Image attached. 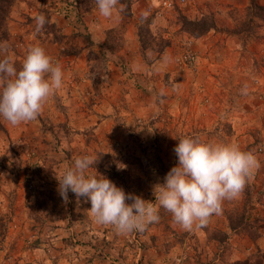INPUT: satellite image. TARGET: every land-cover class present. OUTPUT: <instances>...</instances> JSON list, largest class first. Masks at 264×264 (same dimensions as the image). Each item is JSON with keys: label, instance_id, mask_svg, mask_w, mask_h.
I'll return each instance as SVG.
<instances>
[{"label": "rangeland", "instance_id": "1", "mask_svg": "<svg viewBox=\"0 0 264 264\" xmlns=\"http://www.w3.org/2000/svg\"><path fill=\"white\" fill-rule=\"evenodd\" d=\"M133 1L131 17L123 6L110 19L95 0L15 5L8 23L13 60L23 63L38 45L64 77L37 119L12 126L0 116V264H172L180 256L184 264H264V27L229 33L264 0H187L171 11ZM179 11L190 19L213 14L218 28L193 38L181 30ZM40 13L48 22L37 31ZM150 16L170 45L145 57L138 26ZM109 30L123 38L115 54L104 47ZM190 52L196 60L185 66ZM183 137L236 144L260 164L204 227L184 230L160 208L158 223L120 234L94 221L86 198L60 195L58 180L76 157L90 155L98 162L86 177L104 176L154 202V186L177 165L173 149ZM241 215L253 228L233 231L230 220L237 226Z\"/></svg>", "mask_w": 264, "mask_h": 264}, {"label": "clouds", "instance_id": "2", "mask_svg": "<svg viewBox=\"0 0 264 264\" xmlns=\"http://www.w3.org/2000/svg\"><path fill=\"white\" fill-rule=\"evenodd\" d=\"M95 4L104 18L123 11V5L117 9L120 0H95ZM35 21L37 31L48 22L43 13ZM9 52L8 42H0V116L18 126L38 118L49 97L63 86L64 73L38 45L28 48L19 69ZM178 141L173 149L177 165L154 186V202L125 193L104 176L86 177L98 162L90 155L76 157L74 166L64 172L58 180L60 195L67 200L70 190L77 198H86L94 221L111 225L120 234L144 232L158 223L160 208L184 230L204 227L211 216L221 214L224 200L239 197L260 164L252 152L236 144L204 143L193 137ZM129 200L131 204L126 203Z\"/></svg>", "mask_w": 264, "mask_h": 264}, {"label": "trees", "instance_id": "3", "mask_svg": "<svg viewBox=\"0 0 264 264\" xmlns=\"http://www.w3.org/2000/svg\"><path fill=\"white\" fill-rule=\"evenodd\" d=\"M18 2L19 0H0V42H9L11 40L8 23L13 13V9ZM120 2L125 7L124 16L128 18L131 17L134 13V1L120 0ZM178 19L181 30L193 38L203 37L210 31L216 30L218 28L217 20L213 14L202 15L199 18L190 19L179 11ZM156 21L157 18L155 16H150V18L143 19V21L138 26V39L141 45L142 54L145 57L147 56L146 53L148 51H150L155 56H160L170 45V41L163 38L162 35L153 27L155 26ZM261 27H264V6L254 2L248 8L246 18L240 21L236 25L235 29L230 30L229 33L234 35L246 34L252 31L254 32L257 28ZM88 42L91 43L90 39H88ZM122 46V35L116 33L113 30L106 32L104 47H106L107 51H109L111 54H115L118 50L123 48ZM104 56H106V52H104ZM13 61L17 69H19L22 63L18 59ZM0 130H4V126L2 125L1 121ZM105 158L106 157L104 154L100 155V160ZM88 204L91 207L90 202H88ZM237 218L240 220V224L237 226L234 225L233 220H230V228L233 231H235L240 225L244 226L245 228H253L251 223L245 222L244 215H241V217ZM217 236L218 235L216 234L213 237L217 239ZM217 240L222 242V239H219V237Z\"/></svg>", "mask_w": 264, "mask_h": 264}, {"label": "built area", "instance_id": "4", "mask_svg": "<svg viewBox=\"0 0 264 264\" xmlns=\"http://www.w3.org/2000/svg\"><path fill=\"white\" fill-rule=\"evenodd\" d=\"M152 3V6H155V3H157L158 8H161L163 10L171 11L175 10L178 7H182L185 5L187 0H148ZM50 5H48L49 7ZM72 8V7H71ZM196 57L191 52L188 53V55L184 58L183 64L185 66L187 65H193L195 62ZM185 259L183 257H176L175 261L172 264H184Z\"/></svg>", "mask_w": 264, "mask_h": 264}, {"label": "crops", "instance_id": "5", "mask_svg": "<svg viewBox=\"0 0 264 264\" xmlns=\"http://www.w3.org/2000/svg\"><path fill=\"white\" fill-rule=\"evenodd\" d=\"M133 42V41H132ZM133 45H135V44H132V47L131 48H133ZM18 192H21V189H18ZM14 238V237H13ZM13 238L12 239H10V240H13ZM89 246V245H88ZM79 247V246H78ZM83 249V252H91V251H89V249L87 250L86 249V245L82 248ZM58 254V253H57ZM87 255H90V253H88ZM60 256V255H59ZM91 257V256H90ZM87 260V259H86ZM62 261V259L60 258V260H59V262H61ZM84 262V261H83ZM62 263V262H61ZM81 263V262H80ZM81 264H83V263H81Z\"/></svg>", "mask_w": 264, "mask_h": 264}]
</instances>
